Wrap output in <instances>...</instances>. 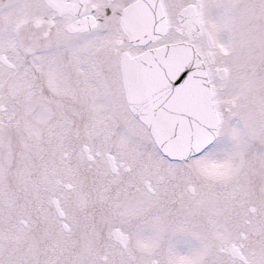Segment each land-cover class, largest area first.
I'll return each instance as SVG.
<instances>
[{"label":"snow or ice","instance_id":"1","mask_svg":"<svg viewBox=\"0 0 264 264\" xmlns=\"http://www.w3.org/2000/svg\"><path fill=\"white\" fill-rule=\"evenodd\" d=\"M0 264H264V0H0Z\"/></svg>","mask_w":264,"mask_h":264}]
</instances>
